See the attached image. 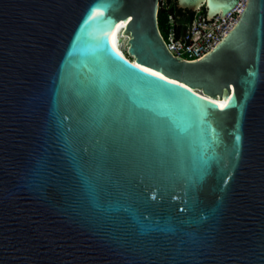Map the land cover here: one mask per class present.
Returning a JSON list of instances; mask_svg holds the SVG:
<instances>
[{"label":"water","instance_id":"1","mask_svg":"<svg viewBox=\"0 0 264 264\" xmlns=\"http://www.w3.org/2000/svg\"><path fill=\"white\" fill-rule=\"evenodd\" d=\"M160 1L0 0V264H264V0L197 61Z\"/></svg>","mask_w":264,"mask_h":264},{"label":"built area","instance_id":"2","mask_svg":"<svg viewBox=\"0 0 264 264\" xmlns=\"http://www.w3.org/2000/svg\"><path fill=\"white\" fill-rule=\"evenodd\" d=\"M246 4L247 0H240L226 17L218 15L212 20H208L200 11L194 21L182 30L176 23L168 0H161L160 8L167 11L169 20L168 32L164 35L161 32L168 50L185 61L202 59L234 28Z\"/></svg>","mask_w":264,"mask_h":264},{"label":"trees","instance_id":"3","mask_svg":"<svg viewBox=\"0 0 264 264\" xmlns=\"http://www.w3.org/2000/svg\"><path fill=\"white\" fill-rule=\"evenodd\" d=\"M168 3L171 7V12L175 17L176 23L180 25L182 30H185V28L194 21L197 13L181 9L178 7L177 0H168ZM200 14L206 15V8H202ZM158 20H159V27L162 32V34H166L169 30V20H168V13L167 11L161 7L159 14H158Z\"/></svg>","mask_w":264,"mask_h":264},{"label":"snow or ice","instance_id":"4","mask_svg":"<svg viewBox=\"0 0 264 264\" xmlns=\"http://www.w3.org/2000/svg\"><path fill=\"white\" fill-rule=\"evenodd\" d=\"M102 6V5H101ZM100 13L96 12V16H99ZM129 67H134L136 70H138L141 73H145V74H149L151 77H156L158 78L159 81H165L170 85H177L179 88H185L186 85L183 84H177V81L175 80H168L167 76L162 75L160 72H156V71H152V69L148 68V67H142L140 64H136V65H128ZM189 92H191V89H188ZM229 102H234L233 98L230 97L229 98ZM213 107H215V103L213 102ZM229 104H220L219 108L220 109H224L226 107H228Z\"/></svg>","mask_w":264,"mask_h":264}]
</instances>
